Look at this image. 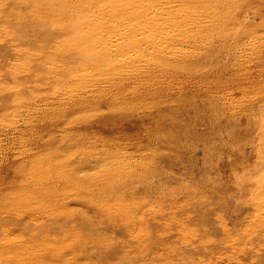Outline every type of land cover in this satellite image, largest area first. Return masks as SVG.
Returning a JSON list of instances; mask_svg holds the SVG:
<instances>
[{
  "label": "rangeland",
  "instance_id": "rangeland-1",
  "mask_svg": "<svg viewBox=\"0 0 264 264\" xmlns=\"http://www.w3.org/2000/svg\"><path fill=\"white\" fill-rule=\"evenodd\" d=\"M40 1L0 0V264H264V0H176L144 72Z\"/></svg>",
  "mask_w": 264,
  "mask_h": 264
},
{
  "label": "bare ground",
  "instance_id": "bare-ground-1",
  "mask_svg": "<svg viewBox=\"0 0 264 264\" xmlns=\"http://www.w3.org/2000/svg\"><path fill=\"white\" fill-rule=\"evenodd\" d=\"M29 1L37 2V0ZM175 2L176 0H42L39 5L43 14L38 15V18H36L34 22L42 28H47L49 31L48 34H46L47 41L57 38L67 29L71 32H76L81 28H86L88 30L91 27L105 25V29L101 32V40L105 42L101 43H103L104 49L111 50L113 54V56L108 57V60L105 59V61H114L124 64L123 66L125 67H133V70L138 68L141 65V63L138 64V62L142 61L144 62L143 66L141 65L139 69H143L141 72H144V70L149 68L148 64L151 63L162 65L169 60L174 63L178 60L176 63H181L183 58H186L188 55L179 58V55L175 53V49L173 48L175 45H173V43L177 40L179 41L183 36L185 37L188 35V32H194L193 35H196L202 30L197 29L201 26L197 28L194 27V29L191 30L188 27H184V25L180 26V24H178L183 17L192 13L193 8L192 6L189 7L185 5L187 8L183 9V14L182 12L174 13L173 4ZM176 3L178 4L179 2ZM196 7L197 6L194 8ZM47 8H50V11L46 10ZM50 12L57 14L55 23L60 31L53 30L55 27L52 25V29L49 28L48 24L45 22L47 14ZM64 12L65 14L68 13L71 16H76L78 21L69 24L65 23L63 19L58 17V15ZM176 24L180 27H176ZM129 30L131 33H126ZM201 33L202 32L199 34L201 35ZM84 39L90 40V38H83V40ZM179 42L181 43V41ZM92 47L94 48L93 44ZM93 51L94 54L98 52L95 48ZM181 55H183V53ZM117 57L119 60H115ZM111 171L112 175L116 174L112 168ZM57 205L58 204H54L52 207H56ZM50 210L51 211L47 212L48 214H55L56 216L60 213L52 209Z\"/></svg>",
  "mask_w": 264,
  "mask_h": 264
}]
</instances>
